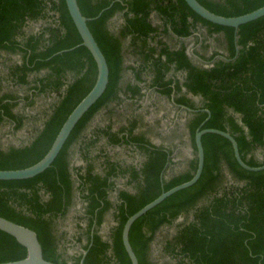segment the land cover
Masks as SVG:
<instances>
[{
    "label": "trees",
    "instance_id": "trees-1",
    "mask_svg": "<svg viewBox=\"0 0 264 264\" xmlns=\"http://www.w3.org/2000/svg\"><path fill=\"white\" fill-rule=\"evenodd\" d=\"M198 1L210 11L228 17L264 5V0ZM77 2L82 14L91 18L88 27L106 58L107 87L78 121L49 168L28 179L0 180V215L34 230L44 259L57 264H80L81 250L74 254L61 251L58 234L60 222L70 213L74 200L80 198L86 205L75 214V226L81 232L73 246L88 249L84 264H132L122 241L123 226L129 216L163 191L192 178L197 168L195 132L208 116L203 109L209 110L210 117L201 128L228 131L248 165L264 164V16L240 25L235 32L234 27L202 18L185 0ZM50 12L57 16L55 24L49 23L36 33L26 32L31 22L48 19ZM153 13L161 20L165 36L184 38L192 35L198 25L205 28L216 45L210 56L199 54L208 61V67L194 64L185 45L171 49L156 39L159 27L152 22ZM115 16L122 19L117 28L113 27ZM81 42L65 0H0V59L6 68V73L0 75V125L9 123L14 132L23 126V116L14 112L18 104L14 88L24 94L25 106L32 105L37 95H58L45 113L42 127L36 129L28 143L4 147L0 142V169L25 168L39 161L68 115L93 87L97 65ZM125 43L141 65L151 64L155 74L152 84L164 94L172 91V80L162 79L165 70L185 72L184 86L201 98V106L187 124L194 151L189 169L165 177L175 162L167 160L166 151L153 149L141 170H130V181L136 183L137 192H121L122 203L112 214L117 224L110 229L109 237L103 238L99 228L110 208L105 189L113 171L101 176L93 173L91 166L84 172L72 169L70 147L81 138L97 110L116 97ZM158 44L163 45L160 50ZM236 44L239 49L235 57ZM208 46L203 44V49ZM13 55L19 60H12ZM135 76L137 80L141 77L139 72ZM176 88L181 86L176 84ZM177 101L195 107L185 96ZM32 119L37 121L36 116ZM202 144L205 160L199 180L133 223L129 241L139 264H158L151 256L152 244L163 227L175 224L176 230L164 238L161 247L175 264H264V170L242 168L231 142L221 135L206 133ZM260 149L261 159L256 157ZM180 217L182 221L175 223ZM82 220L86 221L84 226L80 224ZM65 234L66 231L62 236ZM26 254L27 249L14 236L0 230V262L19 260Z\"/></svg>",
    "mask_w": 264,
    "mask_h": 264
},
{
    "label": "flooded vegetation",
    "instance_id": "flooded-vegetation-1",
    "mask_svg": "<svg viewBox=\"0 0 264 264\" xmlns=\"http://www.w3.org/2000/svg\"><path fill=\"white\" fill-rule=\"evenodd\" d=\"M154 15L156 14L153 13L151 18L153 24L156 25L153 21ZM113 22L117 23L118 26L122 22V19L115 16ZM158 27L156 39L164 41L163 37L165 35L161 32L162 27L160 25ZM199 30H203L204 33L206 32L205 28L198 25L192 35L184 38L177 37L176 39L180 41L179 44L164 42L171 49H179L185 45L187 53L191 56L194 64L208 67V61L201 58L199 54L206 57L210 56L212 54V46L203 49V44H210L211 42L209 43L199 36V40L190 49L186 43V39H195ZM157 46V50H160L163 45L158 44ZM137 72L141 75L139 80L135 76ZM154 76L151 64L149 63L146 66L141 65V62L131 54V48H128V43H125L116 97L97 110L82 131L81 138L70 147L69 164L72 169L79 168L81 172H84L91 166L92 172L101 176L106 175L109 171H113V174L108 179L110 185L106 186L105 189L106 199L110 202V208L105 214V220L99 228V233L106 221H112L114 225L117 224L112 214L117 206L122 203L121 192H137L136 183L130 181V170L132 168L138 171L141 170L144 163L150 160L149 154L153 149L166 151L168 153L167 160H171V162H175L176 159L182 162V146L185 137H189L187 124L193 117V113L199 111L201 98L188 91L186 86H184L185 72L175 71L173 68L165 70L162 79L164 81L172 80L169 83L172 91L168 95L162 93L157 85L152 84ZM176 84L181 86L179 90L176 88ZM17 94L18 104L14 107V112L20 113L23 116V126L14 132L11 124L4 123L0 125V138L2 135L16 136L29 130V139L21 142L19 144L21 145L28 143L31 140V136L36 133V129L42 127L46 119L45 113L50 110L48 108L49 111H46V107L49 106H46L42 110L39 108L46 101V97L50 95H37L34 97L32 105L25 106L24 94L20 92ZM181 96L188 98L190 104L192 103L195 107L192 108L178 102L177 99ZM185 107L196 109V111H189ZM104 113L108 114V119H105L96 130L91 129L88 132L89 125L97 116H102ZM35 116L37 121L34 123L32 117ZM76 145L82 147V153L78 154L82 163L78 166L73 163V148ZM173 165L172 163L169 168ZM166 167H168V162L166 163ZM170 170H167L165 177H168ZM73 176L77 177L75 173ZM75 185L77 186L78 184ZM84 205H86V202L80 200V198H76L70 212L83 210ZM85 222V220H82L80 224L84 226ZM64 231L62 227L58 229V234L61 236L59 249L61 251L67 250L68 252L70 248L68 246L69 239L67 234L62 236ZM74 241V238L71 239L73 244Z\"/></svg>",
    "mask_w": 264,
    "mask_h": 264
},
{
    "label": "water",
    "instance_id": "water-1",
    "mask_svg": "<svg viewBox=\"0 0 264 264\" xmlns=\"http://www.w3.org/2000/svg\"><path fill=\"white\" fill-rule=\"evenodd\" d=\"M185 1L189 5V7L198 15H200L202 18L219 25L234 27L235 32H237L240 25L264 16V5L257 8L254 11H251L243 15L228 17L210 11L208 8L203 6L198 0H185ZM65 3L69 11V14L77 28V31L81 36L82 39L81 45L85 46L90 51L96 62L97 77L95 83L93 87L90 89V91L81 99V101L74 107V109L68 115V117L61 126L58 134L56 135L47 153L39 161L28 167L18 168V169H0V180L28 179L42 173L47 168H49L56 159V157L58 156L59 152L61 151L63 145L65 144L66 140L68 139L70 133L72 132L78 121L88 111V109L102 96V94L104 93L107 87L109 81V67L102 50L100 49L91 30L88 27L87 22L91 20V18H88L82 14L77 0H65ZM104 10L105 9H103L95 18H98ZM235 39H237V35L235 36ZM238 49L239 46L236 44L235 57L238 54ZM217 57H220L225 60H231L223 55H218ZM185 108L189 111H196V109H192L189 107H185ZM203 110L208 113V116L202 122L200 127L197 128L195 132L194 138L197 149V168L192 178L166 191H163L154 200L147 203L138 211H136L134 214L129 216L123 226L122 241L132 264H139L138 258L129 241V232L133 223L142 215L147 213L156 205L160 204L162 201H164L172 194L194 185L199 180L203 172L204 160H205L204 148L202 144V136L204 134L215 133L227 138L232 144L236 161L245 170L254 171V172L264 170V164L260 166H251L248 165L242 159L239 152L237 141L228 131H224L216 128H201V126L210 117L209 110L208 109H203ZM228 177H231V175H228ZM0 230L5 231L11 234L12 236H14L17 239V241L27 249V254L24 258L14 261L0 262V264H57L44 259L42 245L38 239L37 233L34 230L24 225L18 224L12 220H9L1 215H0ZM81 252H82V257L80 260V264H84V259L88 253V249H81Z\"/></svg>",
    "mask_w": 264,
    "mask_h": 264
},
{
    "label": "rangeland",
    "instance_id": "rangeland-1",
    "mask_svg": "<svg viewBox=\"0 0 264 264\" xmlns=\"http://www.w3.org/2000/svg\"><path fill=\"white\" fill-rule=\"evenodd\" d=\"M51 16L46 19V20H39L36 22H31L27 27H26V32L27 33H36L40 30H42V28H44L46 25H48L49 23L55 24L56 22V15H54L53 12H50ZM153 21L156 25H162L161 20L154 15L153 16ZM117 23L114 24L113 27H116ZM198 34L196 35V37H203V40H207V42H211L209 46H212V51L214 50V48L216 47L215 42L213 41L212 37H208L206 32L204 33L203 30H199L197 32ZM194 38L191 39H186V43H187V47L190 49L192 45L195 44V42L197 41ZM177 37H173V36H164L163 40L166 42H170L172 44L176 43L179 44V40L176 39ZM210 50V49H209ZM12 60H19L17 55H13L12 56ZM6 73V68L1 64V59H0V75H4ZM69 78V77H68ZM15 91L17 92H21V90H19V88H14ZM58 100V95L53 93L51 94L49 97H46V101L44 103L41 104V108L39 109H43L46 106H51V103H54L55 101ZM46 107V111H49L48 108ZM108 119V114L104 113L102 116H97L96 119L89 125L88 128V132H90L91 129L96 130L100 124L105 120ZM29 130L26 131V133H20L16 136H3L0 138V142L2 146H7L9 144H15V145H19L21 142H25L27 139H29ZM31 136V135H30ZM82 147H79V145L74 146L73 148V155H74V165H79L82 163L81 158H79L80 153H82ZM81 151V152H80ZM182 154H183V159L182 162H180L178 159H176L175 164L170 168L171 170L168 173V177L172 176L174 174H180L183 173L185 171H187L189 169V162L194 158V151L193 148L190 145V140L189 137H185V141L183 143L182 146ZM256 157L257 158H262L263 157V152L262 150H257L256 152ZM228 179L230 180L231 177H228ZM75 214L76 212H70L66 218L60 222L59 224V228L62 227V229H64L66 231L67 237L69 239V251L67 254H74L76 252H79L80 246L79 245H75L73 246V243L71 242V239L76 238L77 236L80 235V230L77 229V227L75 226L76 224V220H75ZM182 221V218L180 217L175 223H178ZM113 223L112 221H106V223L104 224V226L100 229V233L103 237L108 238L110 235V229L113 227ZM176 225L171 226V227H163L160 232L157 234V237L154 241V243L152 244V249H151V256L154 259V261H156L158 264H175V260H171L170 258H168L167 256H165L162 253V241L164 240V238L166 236H170L171 234L174 233V231L176 230ZM58 228V229H59ZM69 263H71V261L69 260Z\"/></svg>",
    "mask_w": 264,
    "mask_h": 264
}]
</instances>
